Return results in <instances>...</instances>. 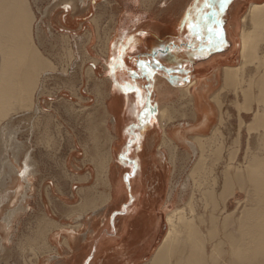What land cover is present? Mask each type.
Returning a JSON list of instances; mask_svg holds the SVG:
<instances>
[{
  "label": "crops",
  "instance_id": "obj_1",
  "mask_svg": "<svg viewBox=\"0 0 264 264\" xmlns=\"http://www.w3.org/2000/svg\"><path fill=\"white\" fill-rule=\"evenodd\" d=\"M262 3L118 1L103 62L105 111L94 115L106 123L109 159L87 162L100 168L105 164L106 178L93 175L70 191L59 189L56 180L46 195L55 199L47 208L49 221L38 226L43 235L47 229L61 232L54 237L55 251L44 254L39 242L40 252L22 264L150 263L168 231L160 240L175 173L180 181L186 175L188 163L172 153L190 149L185 141L190 133L185 132L200 123L207 108L217 114L212 95L223 84L222 69L235 66L223 63L240 49L245 12ZM225 44L231 50L221 55L214 50ZM198 101L205 107L202 113L193 104ZM63 197L71 199L65 207ZM65 230L74 235L63 237Z\"/></svg>",
  "mask_w": 264,
  "mask_h": 264
},
{
  "label": "rangeland",
  "instance_id": "obj_2",
  "mask_svg": "<svg viewBox=\"0 0 264 264\" xmlns=\"http://www.w3.org/2000/svg\"><path fill=\"white\" fill-rule=\"evenodd\" d=\"M64 1L30 0L37 16L34 30L36 44L55 63L56 69L44 83L46 84L44 92L38 99L41 109L39 114L34 111L27 115H23V112L13 113L14 116L11 115L8 119L9 125L6 127L8 134L5 135L7 137L5 142L0 138V264H22L24 258L36 257L35 254L40 252L39 242L42 246L41 252L46 255L54 253L57 244L54 239V229H47L43 235L38 226L49 221L47 208L49 203L53 205L55 199L46 195L55 189L56 180L59 181V189L70 191L75 190L77 184L93 175L99 179L106 178L105 166L103 169L97 165H87V162H92L93 157L97 158L106 153V135H108L106 123L102 118L94 115L99 111H105L106 73L103 67L105 54L101 51L113 28L119 0H87L86 5L80 4L79 0H72L74 5L69 10L59 5ZM263 38L259 40L257 52L262 58ZM214 50H218L217 53L221 55L231 48L225 44L217 46ZM210 51L209 49L206 53L209 55ZM239 52V48L236 49L234 59L225 61L223 65L239 64L241 62ZM259 57L252 58V63L248 64L250 67L245 66L248 69H242L243 73L239 72L238 75H244L241 77L242 80L238 79L239 83L242 81L239 85L246 87L251 80L249 78L253 75L249 69L263 62ZM257 58L260 62L255 64ZM94 60H99V63L92 70L90 66ZM65 70L66 73H63ZM249 75L251 76L248 77ZM234 86H229L218 93L214 98V102L218 103H212L216 107V119L219 114L223 116L222 118L225 117L221 124L223 127L220 126L219 130L226 139H219L222 135H218L219 138L212 140L211 148L217 144L220 146L223 140L227 144L225 155L235 151L238 147L235 143L236 135L240 134L241 149L234 163L243 164L247 161L245 143L248 131L245 124L239 127L238 117L242 114L244 120L250 121L253 109L249 112L244 108L247 106L243 105L246 109L243 111L241 91L238 94L239 90L236 87L234 89ZM237 106H240L239 109ZM245 111L248 112L244 113ZM210 131L209 128L205 134L209 135ZM188 150L190 149H176L172 153L175 160L183 157L188 163L185 166L184 181H180L182 177L178 179L181 176L179 172L175 173L177 179L172 183L175 194L180 193L184 183L189 181L187 178L196 158L194 152L189 153ZM212 157L214 156L212 155L211 159ZM211 159L205 169L200 170L201 174L200 172L198 174L210 175L213 163L219 162V158H214L215 161ZM227 162L225 158L217 164V172L220 175ZM13 167L25 168L28 174L23 181L24 189L18 195H14L13 192L19 181V176L13 171ZM190 189L187 183L186 192ZM237 193L235 198H239L241 202L238 203L237 199L233 198L231 210L236 206L241 208L245 202L244 191L238 190ZM62 200L64 207L71 202L68 197H63ZM175 200V197H172L167 207L168 212L183 205ZM164 226L160 240L168 228L167 222H164ZM3 228L7 229L5 232L8 235H5ZM3 237H6V240H3ZM60 252L61 247L57 253Z\"/></svg>",
  "mask_w": 264,
  "mask_h": 264
},
{
  "label": "bare ground",
  "instance_id": "obj_3",
  "mask_svg": "<svg viewBox=\"0 0 264 264\" xmlns=\"http://www.w3.org/2000/svg\"><path fill=\"white\" fill-rule=\"evenodd\" d=\"M79 1L80 4L86 5L87 0ZM59 5L69 10L73 8L74 3L72 0H65ZM36 17L30 0H0V138L2 142L7 138L6 127L13 113L23 112V115H27L34 111L39 114L41 109L38 99L44 92L46 85L44 83L56 69L55 63L36 44L34 37ZM239 35L241 62L223 69V85L212 97L214 99L218 93L235 85L234 89L236 87L239 90L238 94L241 91V108L246 105L247 107L244 108L248 111L253 109L250 121L244 120L242 114L238 117L240 124L238 126L242 127L245 124L248 131L245 143L247 161L243 162L244 165L234 163L241 149L240 134L236 135L235 143L238 147L235 151L225 155L227 144L223 140L220 141V146L217 144L211 148L212 140L219 138L217 136L223 133L222 131L220 133L219 129L220 126L223 127L221 124L225 117L222 118L223 116L218 113L216 119L214 108H207L200 123L188 127L189 132L187 129L185 132V134L190 133V138L186 140L184 138L190 148L188 152H194L196 155L189 178L186 177L191 189L186 192L187 183H184L181 192L175 194V189L172 187L170 195L172 194L175 201L183 205L180 204L181 206L166 214L168 231L149 264H264V56L262 58L261 53L260 57L257 54L259 40H262L264 35V3L250 5L243 16V27ZM106 48L107 40L101 51L102 54H105ZM256 57L262 58L263 62L257 65L256 62H260L257 58L256 66L253 65L254 67L249 69L253 74L248 76L252 77L249 78L251 80L246 87L239 85L242 81L239 83L238 79L243 75H238L239 72L243 73L242 69H248L245 66H249L252 58ZM98 63L99 60H94L91 69L94 70ZM63 73H66V70ZM193 104L199 112L204 111L205 107L203 108L201 102ZM237 107L239 109L240 106ZM244 108L243 111L246 110ZM195 113L193 112V117L191 116L193 119H197ZM214 120L215 124H213ZM209 128L210 134H205ZM175 135L178 136L179 133ZM224 138L222 135L219 139ZM199 141H201L200 145H198ZM212 155L213 161L219 158V162L213 163L210 175H200V170L205 169ZM94 158H101V163H105L107 154ZM225 158L228 162L220 175L216 167ZM13 171L19 176V181L13 190L14 195H18L24 189L23 181L28 174L22 167H13ZM238 190L246 194L245 202L241 208L236 206L231 210L232 199L237 197ZM235 199L238 203L241 202L239 198ZM2 230L5 232L7 229ZM64 233L63 237L67 238V235L69 237L73 231L65 230ZM60 234L59 231L54 237H59ZM5 235L8 233L5 232ZM68 239L64 241H69ZM3 240H6V237H3Z\"/></svg>",
  "mask_w": 264,
  "mask_h": 264
},
{
  "label": "snow or ice",
  "instance_id": "obj_4",
  "mask_svg": "<svg viewBox=\"0 0 264 264\" xmlns=\"http://www.w3.org/2000/svg\"><path fill=\"white\" fill-rule=\"evenodd\" d=\"M114 59H115V57H114ZM121 63H122V61H121ZM141 66H143V63H142V65ZM138 91V90H137Z\"/></svg>",
  "mask_w": 264,
  "mask_h": 264
}]
</instances>
